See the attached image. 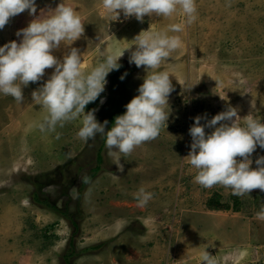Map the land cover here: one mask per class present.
Masks as SVG:
<instances>
[{
	"label": "rangeland",
	"instance_id": "obj_1",
	"mask_svg": "<svg viewBox=\"0 0 264 264\" xmlns=\"http://www.w3.org/2000/svg\"><path fill=\"white\" fill-rule=\"evenodd\" d=\"M58 2L36 0V14L25 10L10 17L0 29V44L19 42L16 31ZM65 2L82 17L84 32L52 51L62 59L69 48H78L86 69L103 52L129 46L141 30L182 19L179 13L153 14L141 21L121 12L110 20L101 0ZM196 4V20L177 34L181 46L161 65L173 85L166 126L154 140L121 156L122 170L104 145L101 170L89 177L104 140L99 134L80 139V118L54 131L38 127L46 109L32 92L52 68L22 86L21 102L0 94V264H203L204 250L218 264H264V220L255 215L264 205V191L254 188L236 196L222 185L204 188L194 182L195 169L186 157L188 129L198 114L211 118L231 105L241 117L252 112L264 122V0ZM129 52L125 49L121 67L107 74L103 92L85 105V112L96 110L100 122L124 112L143 82L145 69L129 63ZM258 155H264L259 146L250 167H256ZM141 186L153 193L144 206L133 197ZM217 200L225 207H211Z\"/></svg>",
	"mask_w": 264,
	"mask_h": 264
},
{
	"label": "clouds",
	"instance_id": "obj_2",
	"mask_svg": "<svg viewBox=\"0 0 264 264\" xmlns=\"http://www.w3.org/2000/svg\"><path fill=\"white\" fill-rule=\"evenodd\" d=\"M101 6L106 15H111L110 20H116L121 12L124 18L134 16L141 21L145 15L153 14L171 18L179 13L182 19L165 28L149 26L141 30L129 46L119 52H103L102 59L86 69L82 53L76 47L69 48L62 59L53 54V49L62 43L70 45L84 32L82 17L74 6L59 0L55 8L41 9L27 26L16 31L19 42L13 39L0 44V94L21 102L22 86L40 80L45 69L52 68L49 77L32 92L33 100L46 109L38 127L42 131H54L57 125L62 127L65 122L80 118L76 135L88 140L99 134L108 155L115 157L113 162L122 170L120 157H126L143 142L154 140L161 127L166 126L170 112L168 97L173 85L169 72L161 70V65L181 46L177 34L196 20L197 4L196 0H101ZM25 10L29 15L36 14V0H0V29L10 17ZM125 49H130L129 63L138 68L143 66L145 75L137 94L125 104V111L116 115L112 126L105 130L108 121H98L95 109L85 112V105L103 92L107 74L121 67L119 58ZM125 75L122 73L120 79ZM251 107L254 109L255 105ZM193 121L188 129L191 142L186 157L195 169V183L204 188L222 185L236 196L254 188L264 191V155H258L256 167H250L253 151L257 146L264 149V122L260 116L249 112L241 117L237 107L229 105L211 118L204 113L194 116ZM206 128L211 131L206 132ZM133 197L138 205L144 206L153 193L141 186ZM255 215L264 220V205ZM200 262L218 264L206 250L201 253Z\"/></svg>",
	"mask_w": 264,
	"mask_h": 264
},
{
	"label": "trees",
	"instance_id": "obj_3",
	"mask_svg": "<svg viewBox=\"0 0 264 264\" xmlns=\"http://www.w3.org/2000/svg\"><path fill=\"white\" fill-rule=\"evenodd\" d=\"M121 113H123V112H118V111H115V112H112V113H110L109 114V118H108V128H110L111 126H112V124L114 123V118H115V116L116 115H118V114H121ZM107 128V129H108ZM103 146H104V141L102 142V146L100 147V149H99V152H98V164L96 165V167H94L93 169H92V174L93 175H91V176H89V177H93V176H95L100 170H101V162H102V160H103V156H102V154H101V152H102V148H103ZM90 178V179H91ZM89 179V178H88ZM210 203V206L213 204L212 202H209ZM212 203V204H211ZM221 202L220 201H218L217 200V202L215 203V204H213L211 207H214V208H216V207H225V205L224 204H220ZM62 213H63V211H61ZM63 214H66V212H64ZM64 258H65V261H67V262H69V260L67 259L68 258V254H66L65 256H64Z\"/></svg>",
	"mask_w": 264,
	"mask_h": 264
},
{
	"label": "flooded vegetation",
	"instance_id": "obj_4",
	"mask_svg": "<svg viewBox=\"0 0 264 264\" xmlns=\"http://www.w3.org/2000/svg\"><path fill=\"white\" fill-rule=\"evenodd\" d=\"M104 147V146H103ZM83 180H85V178H83Z\"/></svg>",
	"mask_w": 264,
	"mask_h": 264
}]
</instances>
